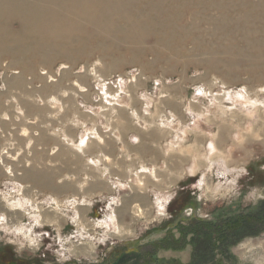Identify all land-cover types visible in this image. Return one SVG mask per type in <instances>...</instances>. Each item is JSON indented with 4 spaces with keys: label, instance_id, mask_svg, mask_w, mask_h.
Listing matches in <instances>:
<instances>
[{
    "label": "rangeland",
    "instance_id": "obj_1",
    "mask_svg": "<svg viewBox=\"0 0 264 264\" xmlns=\"http://www.w3.org/2000/svg\"><path fill=\"white\" fill-rule=\"evenodd\" d=\"M11 27L19 29L17 24ZM114 56L94 53L73 63L56 59L50 65L37 58L30 62L32 70L25 58H15L13 65L8 58L0 59V214L4 216L0 264H264V106L258 104L250 116L244 107L222 96L244 85L251 99L264 101L259 91L264 72L256 78L254 72H236L235 81L206 72L203 66L191 65L184 72H149L140 63L129 62L127 54ZM97 60L99 65L94 63ZM118 78L125 83L120 85ZM99 80L112 93L109 100L119 93L118 103L104 102ZM173 82L178 87H170ZM78 85L86 90L80 91ZM197 86L204 88L207 98L196 96ZM121 87L125 92H120ZM132 98L138 101L132 103ZM145 104H150L149 115L144 114ZM133 110L141 125H149L146 130L136 123ZM205 113L208 116L193 123L196 115ZM166 119H172L171 128L160 126ZM92 128L104 143L89 132L85 153L64 139H75ZM113 131L121 137L119 142ZM133 137L148 143L147 155L128 145ZM211 140L217 149L209 155L206 147ZM100 153L110 156L111 163L104 162ZM208 155L215 165L210 166ZM89 157L100 159L101 165L89 164ZM141 164L154 168L156 179L152 171L140 173ZM189 165H196L198 171H188ZM103 167L129 187L114 188L108 176L102 177ZM224 169L227 172L221 174ZM86 175L89 179L84 181ZM71 176L75 179L67 178ZM162 195L170 198L161 215L155 199ZM80 199L90 205L79 204ZM112 199L120 203L109 204ZM12 202L21 207L11 209ZM110 212L116 216L119 234H110L98 223ZM49 213L56 220H43ZM239 213L260 218L244 222L240 218L241 224L247 220L248 225L230 241L228 257L221 256L223 242L213 239L217 237L211 236L213 247L219 248L213 253L205 249L202 235L191 241L189 231L200 221L238 219ZM36 237V245L31 244ZM152 250L154 255H148Z\"/></svg>",
    "mask_w": 264,
    "mask_h": 264
},
{
    "label": "bare ground",
    "instance_id": "obj_2",
    "mask_svg": "<svg viewBox=\"0 0 264 264\" xmlns=\"http://www.w3.org/2000/svg\"><path fill=\"white\" fill-rule=\"evenodd\" d=\"M15 24L17 31L11 27ZM94 53L110 59L127 54L129 62L140 63L149 72H184L192 65L229 80L235 81L236 72L244 70L254 72L256 78L264 72V0H0V59L8 58L13 65L15 58H25L23 62L32 70L30 62L37 58L46 65L56 59L73 63ZM147 55L150 60L145 59ZM99 85L104 95L112 94L101 80ZM194 91L196 96L207 95L202 87ZM222 96L244 107L250 116L258 108L251 101H260L251 99L247 90H227ZM187 110L193 113L190 106ZM201 116L208 115H196L193 123ZM210 142L209 155L216 150ZM169 198L156 197L160 214ZM109 215L103 221L110 234H116ZM43 220L52 222L56 215L46 214Z\"/></svg>",
    "mask_w": 264,
    "mask_h": 264
},
{
    "label": "clouds",
    "instance_id": "obj_3",
    "mask_svg": "<svg viewBox=\"0 0 264 264\" xmlns=\"http://www.w3.org/2000/svg\"><path fill=\"white\" fill-rule=\"evenodd\" d=\"M94 63H95L96 65H99V64H100V61L97 60V61H95ZM93 75H95V72H93ZM133 79H134V77H133ZM118 82H119L120 85H123V84L125 83V80H124L123 78H118ZM155 83H156V84H159L160 81H159V80H156ZM78 87H80V91H85V90H86V89H84L82 86H79V85H78ZM97 87H99V88L101 89V92L103 93V85H97ZM245 90H246V87H245L244 85H241L240 88H239V91H240V92H244ZM259 91L262 92V93H264V86L260 87V88H259ZM120 92H124L123 87L120 88ZM64 94L67 95V93H64ZM118 95H119V93H117V96H118ZM125 95H127V93H125ZM161 95H164V93H161ZM117 96H113V97L111 98V100H109L108 96L105 94V95H104V102H105L106 104H107V103H118ZM141 98H142V99H146V97L144 96L143 93H141ZM96 99H99V97H96ZM241 99H243V97H241ZM52 100L55 101V98L53 97ZM56 103H58V102L53 103V106H54V107L56 106ZM251 104H252L253 106H255L256 104H260L261 106H264V101H256V100H253V101H251ZM125 107H127V105H125ZM149 107H150V104H145V105H144V114H145V115H149V113H148V108H149ZM87 110H88L89 112H91V111H92V108L89 107ZM131 115H132L134 118H136V123H137L138 125H141V121H140V119H139V117H138V115H137V112H136L135 110L131 111ZM169 115L171 116L172 113H169ZM74 123H79V121H74ZM141 126H142L145 130L149 127V125H148L147 123H144V124H142ZM160 126H161V127L171 128V127H172V121H171V120H168V121L161 120V122H160ZM103 130H104L105 132L109 131V126H107V125L103 126ZM89 132H90L91 136L94 137L99 143H101V144L104 143L103 138H102L100 135L97 134V131L95 130V128H92V129L87 130L83 135H81V137L78 139V142H76V143H73V142H72L71 140H69L68 137H66V136L64 137V139H65V141H66L67 143L71 144V146H72L77 152H81V153H82V152H83V148H84L85 145H86V141L88 140V133H89ZM25 134H27V133L25 132ZM112 135L115 137V139H116L118 142L121 140V137H120L115 131L112 132ZM132 140H133V142H139V138H138V137H133ZM169 143H171V142H169ZM207 147H208L209 149H211V148L213 147V144H212L211 142H209L208 145H207ZM55 150H56V149H53L52 151L54 152ZM119 150H120L121 152H124V151H125V149L123 148V146H121V148H120ZM17 155H18V154H17ZM99 155L102 157V159H103L104 162L111 163L112 158H111L110 156H108V155H106V154H104V153H100ZM164 155L167 156V155H168V151H165V152H164ZM14 158H15V157H13V159H14ZM131 158H132L131 156H128V157H127V159H131ZM88 163L91 164V165H97V166H100V165H101V160H100V159H93V158L89 157V158H88ZM129 171H131V169H129ZM139 172H140V173H145V174H147V173L150 172V169H149L148 167L141 166V167L139 168ZM152 172H153V176H152V178H153V179H156V176H155V170H152ZM108 173H109V169H108L107 167H103V170H102V173H101L102 177H107V176H108ZM67 178H68V179H75L74 176L67 177ZM88 179H89V177L86 175V176L84 177V181H87ZM136 183H137L138 185H141V186H142V184H143V182H142L141 180H137ZM117 186H118L120 189H125V188H128V187H129V185H128L127 183H121V182H119V181H117V184H114V185H113V187H117ZM18 187H19V185H17V188H18ZM79 187H80L81 189H83V188L85 187V184L82 183V184L79 185ZM49 202H50L51 204H53V205H56V201H55V199L49 198ZM76 202H77V201H75V200L71 201V203H76ZM87 202H88V201H86V200H84V199H80V200L78 201L79 204H85V203H87ZM24 203L26 204V203H28V201L25 200ZM111 203H112L113 205H118V204L120 203V201H119L118 199H113V200L111 201ZM9 207H10L11 209H18V208L21 207V204H20L19 202H12V203L9 205ZM168 218H170V217H168ZM202 218H203V217H202ZM2 220H4V216H3L2 214H0V221H2ZM107 220H108L109 222H111V224H112V230L115 231V232H117V233H119V228L117 227V225H116V223H115V221H116V217H115V215H114V214H113V215H109V216L107 217ZM98 223L101 224V225H103V226L105 227V229L108 228V224H106L103 220L98 221ZM3 231L7 232L8 229L5 228V229H3ZM45 235H46V234H45ZM37 239H39V237L33 238V239L31 240V244L36 245V243H37ZM39 250H40V246L37 245V247H36V251L38 252ZM33 255H35V253H33ZM60 255L63 256L64 253L61 252ZM67 259H68V257H65V260H67Z\"/></svg>",
    "mask_w": 264,
    "mask_h": 264
},
{
    "label": "trees",
    "instance_id": "obj_4",
    "mask_svg": "<svg viewBox=\"0 0 264 264\" xmlns=\"http://www.w3.org/2000/svg\"><path fill=\"white\" fill-rule=\"evenodd\" d=\"M257 215H259V214H257ZM257 215H254L255 216L254 217L253 214L251 215V214L239 213V215H236L237 216L236 218H238V219H234L235 217L230 216V217H226L224 219L223 218L216 219V221L213 223L212 222H206V221H200L199 224H196V227L193 229V231H189V233L192 234L191 241L193 242V238L195 236L199 237L202 235L203 236L202 240L207 242L205 249H208L211 251L210 253H213L214 249L219 250V248L213 247V244L211 242V240H212L211 236L217 237V238H213V239L219 240L220 242H223L222 249L219 250V252L221 253V256H227L228 257L227 246L229 245L231 240H233V239H235V237H237L236 235L239 234L240 228L244 227L247 224V220L244 224H241V221H239L240 218L242 219V222H244L245 219H247V218L259 219L260 217ZM240 224L243 226H239ZM194 242H195V240H194ZM151 252L153 253V250L149 251L147 254L151 255L152 254ZM152 255H154V254H152Z\"/></svg>",
    "mask_w": 264,
    "mask_h": 264
},
{
    "label": "crops",
    "instance_id": "obj_5",
    "mask_svg": "<svg viewBox=\"0 0 264 264\" xmlns=\"http://www.w3.org/2000/svg\"><path fill=\"white\" fill-rule=\"evenodd\" d=\"M194 76H196V75H194ZM170 87H178V84L176 83V82H173V84L170 86ZM198 87V86H197ZM138 100H135V99H133L132 98V103H136ZM110 105H114L113 103H111ZM118 106L120 107V106H122V107H124V105H121V104H118ZM114 108V107H113ZM126 108V107H125ZM119 109H123L124 110V108H119ZM83 135V134H82ZM67 137V136H66ZM81 137V135L79 136V137H77V138H70V137H68V139L69 140H71L73 143H76V142H78V139ZM89 139L90 138H88V140L86 141V145H85V147L83 148V152L85 153V151H86V149L88 148V142H89ZM213 143H214V145H215V147H216V144H215V142L213 141V140H211ZM68 145H70L69 143H67ZM128 145L129 146H135L136 147V150H137V152L138 153H141L140 155L141 156H143V155H147L148 154V150H149V146H148V143H146V142H140V139H139V142H133V140H132V138L131 139H129L128 140ZM216 149H217V147H216ZM215 151V150H214ZM213 151V152H214ZM212 152V153H213ZM212 153H210V154H212ZM217 159V158H216ZM220 158H218L217 160H219ZM210 160H211V156H210ZM211 161H213V160H211ZM214 163L211 165V166H213V165H215V163H216V161H213ZM225 162H222L221 160H220V165H225L224 164ZM141 166H145L144 164H141ZM190 167H189V169H188V171H190V172H192V171H198L197 169H198V167L196 166V165H193V166H191V165H189ZM153 170V168L152 169H150V171H152ZM224 170H227V169H224ZM110 171V170H109ZM222 171V170H221ZM111 172V171H110ZM107 180H109V181H111V182H113V184H112V186L114 185V184H117V181L119 180V182H120V178L119 177H116L115 175L113 176V175H111V176H109L108 175V178H107ZM115 182V183H114ZM51 187H58V185H54V184H52V185H50ZM114 188H118V186L117 187H114Z\"/></svg>",
    "mask_w": 264,
    "mask_h": 264
}]
</instances>
